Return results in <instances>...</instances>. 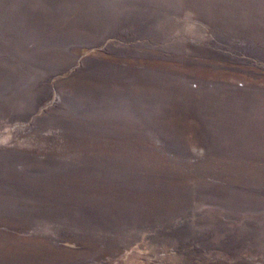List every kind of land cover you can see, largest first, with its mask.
I'll list each match as a JSON object with an SVG mask.
<instances>
[{
    "label": "rangeland",
    "instance_id": "rangeland-1",
    "mask_svg": "<svg viewBox=\"0 0 264 264\" xmlns=\"http://www.w3.org/2000/svg\"><path fill=\"white\" fill-rule=\"evenodd\" d=\"M0 264H264V0H0Z\"/></svg>",
    "mask_w": 264,
    "mask_h": 264
}]
</instances>
